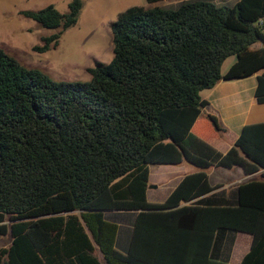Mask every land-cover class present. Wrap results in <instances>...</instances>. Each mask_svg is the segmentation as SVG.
Masks as SVG:
<instances>
[{
  "label": "trees",
  "instance_id": "1",
  "mask_svg": "<svg viewBox=\"0 0 264 264\" xmlns=\"http://www.w3.org/2000/svg\"><path fill=\"white\" fill-rule=\"evenodd\" d=\"M81 5L20 11L56 29L33 50L54 48ZM259 18L264 0L129 6L109 25L111 58L87 67L86 81L54 80L0 48V264H229L235 232L251 236L239 264H264V122L243 125L221 153L198 136L221 130L217 118L197 120L200 91L220 80L259 72L264 102ZM182 161L197 170L147 201V166ZM231 166L258 178L226 194L208 183L205 169ZM104 211L134 212L124 252Z\"/></svg>",
  "mask_w": 264,
  "mask_h": 264
},
{
  "label": "rangeland",
  "instance_id": "2",
  "mask_svg": "<svg viewBox=\"0 0 264 264\" xmlns=\"http://www.w3.org/2000/svg\"><path fill=\"white\" fill-rule=\"evenodd\" d=\"M69 0H0V48L14 57L26 67H35L57 81H86L89 78L87 67L97 62L105 63L111 58L110 23L117 14L129 6H159L174 9L181 2L190 0H159L146 3L144 0H81L82 5L74 25L65 29L57 39V45L46 51L38 52L33 46L41 45V36L54 33L56 29L40 27L33 20L20 14L23 10H37L47 4H52L59 12L66 10ZM216 4L230 5L236 0H211ZM235 56L227 57L221 66V71L233 63ZM207 94L201 91L200 96ZM192 166L183 162L182 165H148L149 180L146 188V199L150 202H161L167 196L178 180V174ZM218 175H212L222 180L229 175L223 168H211ZM213 171V170H212ZM177 182V181H176ZM155 185L150 187L149 185ZM133 211H109L104 213V219L118 226L115 248L123 252L122 235L129 231L132 225ZM9 237L0 238V246H6ZM94 254L101 260L95 250Z\"/></svg>",
  "mask_w": 264,
  "mask_h": 264
},
{
  "label": "crops",
  "instance_id": "3",
  "mask_svg": "<svg viewBox=\"0 0 264 264\" xmlns=\"http://www.w3.org/2000/svg\"><path fill=\"white\" fill-rule=\"evenodd\" d=\"M225 71L222 72L220 67L221 74H223ZM257 74H259V72L244 78L233 79V80H220L217 83H215V85H213L211 88L204 89L205 91H207V94L201 96V98H203L207 102V104L201 108L197 120L204 119V117L207 114L214 115L218 120L221 130L214 131L211 127L203 128L198 132V136H200L203 140H205L207 143H209L212 147H214L216 150H218L221 153H224L230 147V145L237 137L243 125L264 122V102L261 103L257 102L253 94L256 84L255 75ZM183 162L184 161H182L179 164H175L174 166L182 165ZM149 165H171V164H149ZM211 168H217V167H210L205 169V172L208 177V183L210 185L221 183L222 184L221 187L224 189L225 194L228 192L229 189L234 188L237 184L245 180H248L250 178H258V173H259L256 172L254 174L245 175L242 173L241 169L237 166H231L228 168L219 167L225 169L227 171V174L229 172L228 177L222 180L212 175V173L216 175H218L219 173L217 174V172ZM196 170L197 168L192 166L191 168L186 169L184 171L176 172L175 174L176 175L178 174V178H177L178 180L176 179L174 180V184L172 188L178 183V181L182 178V176L194 172ZM261 170L262 169H260V171ZM147 182H150L149 169L147 174ZM172 188L170 189V191L172 190ZM145 194H146V189H145ZM180 204H186V202L181 200ZM133 218H134V214L132 216V220H131L132 222H133ZM130 231L128 233L129 235H130ZM126 233L127 232L125 231L124 234L122 235L123 252L126 250V246L129 238V235H126ZM117 234H118V226H117L114 246L116 244ZM250 241H251V236L246 232H235L233 234V242L231 244L229 259H228L229 264H239L243 255L249 249Z\"/></svg>",
  "mask_w": 264,
  "mask_h": 264
},
{
  "label": "built area",
  "instance_id": "4",
  "mask_svg": "<svg viewBox=\"0 0 264 264\" xmlns=\"http://www.w3.org/2000/svg\"><path fill=\"white\" fill-rule=\"evenodd\" d=\"M258 23L263 25L264 24V18H259Z\"/></svg>",
  "mask_w": 264,
  "mask_h": 264
},
{
  "label": "water",
  "instance_id": "5",
  "mask_svg": "<svg viewBox=\"0 0 264 264\" xmlns=\"http://www.w3.org/2000/svg\"><path fill=\"white\" fill-rule=\"evenodd\" d=\"M149 186H150V187H155V185H152V184H150ZM104 212H107V211H104Z\"/></svg>",
  "mask_w": 264,
  "mask_h": 264
}]
</instances>
